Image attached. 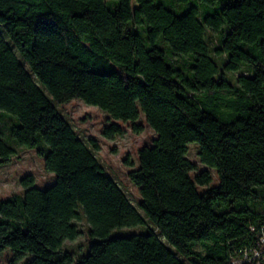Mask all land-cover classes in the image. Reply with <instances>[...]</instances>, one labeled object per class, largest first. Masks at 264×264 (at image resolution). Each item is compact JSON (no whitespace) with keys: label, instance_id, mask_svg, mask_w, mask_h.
I'll return each instance as SVG.
<instances>
[{"label":"trees","instance_id":"obj_1","mask_svg":"<svg viewBox=\"0 0 264 264\" xmlns=\"http://www.w3.org/2000/svg\"><path fill=\"white\" fill-rule=\"evenodd\" d=\"M74 100L107 116L105 138L141 117L155 134L128 174L137 208L61 112ZM17 149L55 182L0 201L8 264L239 259L264 227V0H0V165Z\"/></svg>","mask_w":264,"mask_h":264},{"label":"rangeland","instance_id":"obj_2","mask_svg":"<svg viewBox=\"0 0 264 264\" xmlns=\"http://www.w3.org/2000/svg\"><path fill=\"white\" fill-rule=\"evenodd\" d=\"M132 7H136L134 3ZM239 74H242V72ZM59 108L84 142L87 143L90 140L96 142L99 146V151L96 153L98 160L105 171L118 182L127 194L130 203L137 208V202L140 198L139 191L131 182L128 174L138 166L139 150L145 146H151L156 137L145 123L144 118L141 117L137 122V125L142 127L139 133L133 130L131 124H119L124 131L123 135L108 139L103 136V131L111 122L107 121V116L97 108L87 106L78 100ZM17 151L18 154L12 158L9 164L0 165V201L22 194L23 188L20 181L26 176L33 177L36 186L40 189L52 186L55 182V176L45 172L43 159L38 157L34 151L27 149H17ZM197 153L196 145H190L188 147V160L196 164L199 171L208 170L207 167L201 165ZM210 173L213 177L212 185H217L216 172L211 170ZM203 190V188H200V191ZM78 226L79 230L83 232L84 223H80ZM149 229H151V226L115 230L111 236L139 234ZM161 240L165 243L163 238ZM66 246L76 249L77 256H81L86 252L87 241L82 234L76 241L66 242ZM196 250L200 251V248L197 247ZM10 259L11 252L6 251L0 256V264H8Z\"/></svg>","mask_w":264,"mask_h":264},{"label":"built area","instance_id":"obj_3","mask_svg":"<svg viewBox=\"0 0 264 264\" xmlns=\"http://www.w3.org/2000/svg\"><path fill=\"white\" fill-rule=\"evenodd\" d=\"M261 236L256 244L245 249L239 259L233 260L230 264H264V227H261ZM251 233L255 232L250 228Z\"/></svg>","mask_w":264,"mask_h":264}]
</instances>
